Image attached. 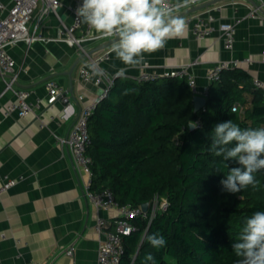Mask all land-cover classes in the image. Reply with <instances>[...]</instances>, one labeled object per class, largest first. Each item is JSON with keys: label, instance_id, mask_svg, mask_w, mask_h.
I'll return each mask as SVG.
<instances>
[{"label": "crops", "instance_id": "obj_1", "mask_svg": "<svg viewBox=\"0 0 264 264\" xmlns=\"http://www.w3.org/2000/svg\"><path fill=\"white\" fill-rule=\"evenodd\" d=\"M1 1L8 7L13 4V0ZM73 2L60 0L56 11L42 19L38 31L44 40H22L10 47L18 73L15 84L8 86L0 74V184L6 178L23 176L0 199V264H45L51 259L54 264H98L102 235L95 229L96 209L85 194L86 176L77 174L69 150L57 140V136H67L81 109L98 102L100 90L107 87L95 77L90 81L81 77V66L90 56L109 51L100 68L114 82L139 80L144 72L162 78L167 72L186 68L200 94L210 85L208 72L221 62L237 64L253 78L264 80V20L250 15L257 0H200L180 9L177 14L187 25L184 36L168 41L160 51L145 54L144 63L138 67L127 66L116 57L112 51L115 37L89 40L84 46L86 52L66 42L63 32L73 23ZM42 6L39 2L31 28ZM196 14L203 18L204 26L209 14L216 16L211 22L215 30L205 38H198L193 31ZM235 20L239 21L234 46L227 49L220 25ZM91 34L101 35L93 29ZM50 78L65 86L68 104L57 100L52 106L46 105V82ZM18 89L30 91L33 110L26 116L16 112L7 115ZM100 214L110 217L107 211ZM68 246L74 247L73 256L61 253Z\"/></svg>", "mask_w": 264, "mask_h": 264}, {"label": "trees", "instance_id": "obj_2", "mask_svg": "<svg viewBox=\"0 0 264 264\" xmlns=\"http://www.w3.org/2000/svg\"><path fill=\"white\" fill-rule=\"evenodd\" d=\"M253 80L242 67L224 70L198 112L187 77L119 79L98 101L89 119L92 188L111 189L121 204L143 205L156 195L168 199L151 221L130 220L136 229L123 237L120 264H152L148 253L155 264H235L232 244L245 220L264 211V171L254 174V186L223 191L220 180L239 165L215 155L210 145L218 123L264 127V89ZM236 102L240 111L232 110ZM197 120L202 126L192 129ZM156 233L166 240L159 249L147 240Z\"/></svg>", "mask_w": 264, "mask_h": 264}, {"label": "built area", "instance_id": "obj_3", "mask_svg": "<svg viewBox=\"0 0 264 264\" xmlns=\"http://www.w3.org/2000/svg\"><path fill=\"white\" fill-rule=\"evenodd\" d=\"M198 1L200 0H189L186 5L184 4V1L168 0V3L170 5L180 4V10L189 7ZM39 2H43L41 14L33 25V28H31L34 12ZM257 2L256 5L251 7L250 15L259 16L264 20V0H257ZM80 4H82V0H74L71 6L73 23L65 28L63 39L70 45H76L86 52L84 46L89 40L104 36H92V29L88 25L83 29V22L81 18L76 15V9ZM59 5L60 0H13V4L8 7L5 2L0 0V74L8 86L11 87L18 81L16 61L10 53V47L22 40L28 43H32L36 40H44L45 37L38 31L42 19L51 11H56ZM215 19V15L209 14L208 24L207 26H204L205 21L199 14H196V22L193 26V31L198 38H205L215 30V27L211 24ZM238 21L239 20L221 22L220 27L225 40L224 45L227 49H232L234 46L236 23ZM79 30H82L80 34H78ZM108 55L109 51L92 55L80 69V75L83 80L90 81L95 77L97 83L106 82L107 87L102 88L105 90V94L102 95V97L108 93L109 89L114 84V80L100 68L101 63L108 58ZM234 67H237V64L232 65L228 62L217 64L208 72L207 77L209 82L212 83L220 80L221 74L224 70ZM167 76L187 77L194 94L203 95L207 98L209 87L205 90L204 94H200L197 90L194 76L190 75L186 68H179L173 72H167L165 77ZM157 78H160V76L156 73L144 72L141 75L140 80H155ZM253 82L255 86L264 89V80L254 78ZM46 88L48 91L46 98L47 106H52L57 100H61L66 104L69 103V97L65 86L60 84L57 80L53 78L48 79L46 82ZM29 96L30 91L27 89L16 90V99L7 107L6 114L10 115L16 112L20 116H26L32 112L33 104L29 101ZM79 97L82 99L83 95H80ZM97 103L98 102L84 106L70 127L67 136H57V140L62 146H65L69 150L77 174L81 178L86 176L84 183L85 194L96 209L97 215L95 229L102 235L97 257L98 264H120L121 256L124 252L123 237L125 235H130L136 229V227L130 223V220L143 216L151 221L157 212L167 208L168 199L164 196L156 195L150 202L148 211H144L142 205L135 206L130 203L121 204L116 199L113 191L109 188L100 191H96L92 188L94 160L88 152L89 146L92 143L89 131V119L95 111ZM232 110L240 111V103L236 102L232 106ZM195 124L198 128L202 126L201 120H197ZM21 179H23V176L6 178L3 180L0 184V199L5 191L15 186ZM102 211L110 213V217L102 216L100 214ZM4 237L5 234H2V238ZM61 253L73 256L74 247H64ZM28 264L39 263L34 261ZM45 264H54V260L51 259Z\"/></svg>", "mask_w": 264, "mask_h": 264}, {"label": "clouds", "instance_id": "obj_4", "mask_svg": "<svg viewBox=\"0 0 264 264\" xmlns=\"http://www.w3.org/2000/svg\"><path fill=\"white\" fill-rule=\"evenodd\" d=\"M188 2L184 0L185 5ZM180 6L170 5L168 0H82L76 15L96 33L115 37L112 51L116 57L127 66L138 67L145 54L160 51L168 41L184 36L187 25L177 14ZM212 132L210 150L239 165L220 180L222 190L235 194L258 184L254 174L264 171V127L241 129L229 120L216 124ZM147 240L156 249L166 244L158 233L148 235ZM232 250L238 258L235 264H264V211H255L245 220ZM145 260L155 264L151 253Z\"/></svg>", "mask_w": 264, "mask_h": 264}, {"label": "water", "instance_id": "obj_5", "mask_svg": "<svg viewBox=\"0 0 264 264\" xmlns=\"http://www.w3.org/2000/svg\"><path fill=\"white\" fill-rule=\"evenodd\" d=\"M104 94H105V90L104 89H101L100 90V95H104ZM193 102H194L195 111L198 112V111L204 109V107L206 106V104H207V98L205 96H203V95H195L194 98H193ZM191 128L193 129V127H191ZM149 205H150L149 202L144 203L142 205L144 211H148Z\"/></svg>", "mask_w": 264, "mask_h": 264}]
</instances>
